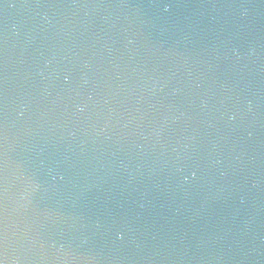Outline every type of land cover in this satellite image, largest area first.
I'll list each match as a JSON object with an SVG mask.
<instances>
[{"label": "water", "instance_id": "obj_1", "mask_svg": "<svg viewBox=\"0 0 264 264\" xmlns=\"http://www.w3.org/2000/svg\"><path fill=\"white\" fill-rule=\"evenodd\" d=\"M0 259L264 264V0H0Z\"/></svg>", "mask_w": 264, "mask_h": 264}, {"label": "snow or ice", "instance_id": "obj_2", "mask_svg": "<svg viewBox=\"0 0 264 264\" xmlns=\"http://www.w3.org/2000/svg\"><path fill=\"white\" fill-rule=\"evenodd\" d=\"M194 175V173H193ZM0 264H4V260L3 259H0Z\"/></svg>", "mask_w": 264, "mask_h": 264}]
</instances>
